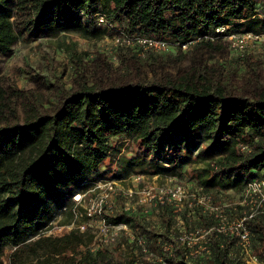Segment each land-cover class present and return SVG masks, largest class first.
<instances>
[{
    "label": "trees",
    "instance_id": "1",
    "mask_svg": "<svg viewBox=\"0 0 264 264\" xmlns=\"http://www.w3.org/2000/svg\"><path fill=\"white\" fill-rule=\"evenodd\" d=\"M245 32L264 33V0H0V59L47 35L68 60L50 65L44 56L51 77L20 69L33 87L0 75V264H243L237 238L216 231L218 218L196 197L237 201L225 214L242 216L247 183L264 176V84L247 57L243 85L231 82L235 47L226 36ZM71 34L188 47L162 52L117 42L111 54L90 53ZM67 64L69 85L61 80ZM125 141L135 146L128 155ZM184 170L197 187L179 212L185 233L206 231L204 250L191 253L171 230L176 207L168 202L151 204L161 230L146 205L106 209V222L128 230L114 244L91 248L97 228L75 193L108 176L180 177ZM58 212L67 216L59 224L82 221L85 229L46 234ZM245 225L252 253L264 261V213Z\"/></svg>",
    "mask_w": 264,
    "mask_h": 264
},
{
    "label": "built area",
    "instance_id": "2",
    "mask_svg": "<svg viewBox=\"0 0 264 264\" xmlns=\"http://www.w3.org/2000/svg\"><path fill=\"white\" fill-rule=\"evenodd\" d=\"M98 23H105L104 16H98ZM224 27H218L216 32L222 33ZM262 35L253 34L252 32H245L241 34H229L226 36L231 41L233 47L241 46L247 40H253ZM116 42H124L128 45L137 42L145 48H150L155 51L166 52L173 47L180 46L182 49L188 47L187 42H167L165 40L148 38V37H136L134 39L124 37L115 39ZM133 187L122 190V194L127 198H135L136 204H164L173 203L175 207H180L185 201L187 196L183 186L181 184H174L171 187H157L153 184H144L142 175L134 174L131 177ZM115 192L114 181L108 179H101L91 185L83 192L75 193L72 196V200L76 206H81L84 209L86 217L93 221L97 226L94 240L91 244V248H96L101 245L114 244L117 241L119 234L122 231H127L128 227L125 223L112 224L106 222L102 217V213L107 209V197L109 194ZM198 203H200L205 210L212 212L217 218L214 229L218 232L228 233L233 235L238 240L239 252L241 261L243 264H264V261L251 251V240L248 229L246 228L245 221L251 218L256 213H264V176L249 181L241 195L240 204L247 205V210L242 216L233 215L228 217L225 214V207L232 205L216 206L211 203L208 197L199 196L196 197ZM189 207L192 206L191 202L188 203ZM125 207H128L126 205ZM73 227L79 230L85 229V224H70L66 228L72 229ZM204 230H197L195 232L185 233L183 236H179L180 240L187 242L191 253L204 250L202 239L205 235ZM169 238H173L170 236ZM201 243V244H199ZM169 248V245L165 246ZM142 250L145 252L146 248L142 245Z\"/></svg>",
    "mask_w": 264,
    "mask_h": 264
},
{
    "label": "rangeland",
    "instance_id": "3",
    "mask_svg": "<svg viewBox=\"0 0 264 264\" xmlns=\"http://www.w3.org/2000/svg\"><path fill=\"white\" fill-rule=\"evenodd\" d=\"M239 34V33H234ZM71 38L77 44L79 50H86L90 53H94L96 51H101L104 53L111 54L115 43L116 38L112 35H104L98 41L95 40H88L81 37L79 34H71ZM49 56L52 58L51 64L58 65V63H68L66 58V53L62 50L61 47L57 44V38L52 36L43 35L41 38H37L36 40H32L29 43H18L13 52L5 57H1L0 59V75L7 74L8 76L12 77V79L16 82V84L20 87H33L35 84H32L28 80V75L25 72H21L20 69H32L35 72L40 71L42 75H47L51 77V71L48 68V61L44 59V56ZM250 60L255 68V73L258 76V80L261 84H264V33L256 39L247 40L241 46H236L234 50V56L232 57L231 64H233V74H232V86L235 87L237 90L241 85H243L242 78L245 76L246 73L251 71V67H246L245 64L243 65L244 58ZM228 59V58H227ZM48 63V64H47ZM59 69V68H58ZM61 80L69 85L71 81L70 77V64H67L66 70L62 74ZM37 87V85L35 86ZM53 90V89H51ZM45 93H48L49 90H45ZM122 148V155L127 154V151H130L135 148L134 143L125 141ZM121 155V154H120ZM128 155V154H127ZM107 160V159H106ZM114 160L112 163H114ZM199 164H201L199 162ZM198 165V164H197ZM111 169H115V165L109 166ZM198 167V166H195ZM180 177L173 176L172 174L166 175H144V184H153L157 187H171L174 184H181L187 194L185 201L189 196H193L196 192L195 189L197 186L193 177L190 175V171L185 172L182 171ZM110 174V173H109ZM108 174V175H109ZM134 173H130L123 177H110L108 180L114 181L115 192L111 193L107 197V209L109 208H117L119 209L122 207L132 204H136V197L133 199H129L122 194V190L124 191L126 188L133 187V183L131 182V177ZM194 192V193H193ZM184 201V202H185ZM184 202L181 206L175 209V216L173 220V226L171 230L177 231L180 233V236L185 234L184 232V221L179 212V209L184 205ZM237 201H232L234 203ZM230 202L225 203L226 205H232ZM200 204V203H199ZM224 204V205H225ZM153 205V204H152ZM146 204L144 206V214L147 215L146 217L149 219L151 224H154L156 230L162 229V222L160 219V215L157 210L153 209V206ZM216 206H220V204H215ZM231 207V206H230ZM67 218L61 212H58L56 215V219L53 222V226L49 229L46 234H55L61 235L67 231L69 228H66L65 225L59 224V221H64ZM80 216L78 219L80 220ZM89 224H93L96 228L97 226L93 223L92 220L88 219ZM86 222L78 221L77 224H85ZM123 250L125 251V246L122 244ZM126 252V251H125ZM127 253V252H126Z\"/></svg>",
    "mask_w": 264,
    "mask_h": 264
}]
</instances>
